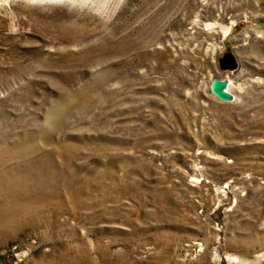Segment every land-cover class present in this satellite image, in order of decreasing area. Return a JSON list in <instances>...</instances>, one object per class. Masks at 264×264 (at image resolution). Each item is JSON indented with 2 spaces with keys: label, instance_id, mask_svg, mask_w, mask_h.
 <instances>
[{
  "label": "rangeland",
  "instance_id": "rangeland-1",
  "mask_svg": "<svg viewBox=\"0 0 264 264\" xmlns=\"http://www.w3.org/2000/svg\"><path fill=\"white\" fill-rule=\"evenodd\" d=\"M0 264H264V0L1 2Z\"/></svg>",
  "mask_w": 264,
  "mask_h": 264
},
{
  "label": "water",
  "instance_id": "water-1",
  "mask_svg": "<svg viewBox=\"0 0 264 264\" xmlns=\"http://www.w3.org/2000/svg\"><path fill=\"white\" fill-rule=\"evenodd\" d=\"M219 66L223 70H233L237 68L238 63L233 54L225 53L219 61ZM229 84L226 78H213L210 81L209 91L222 101H232L234 96L228 89Z\"/></svg>",
  "mask_w": 264,
  "mask_h": 264
},
{
  "label": "bare ground",
  "instance_id": "bare-ground-1",
  "mask_svg": "<svg viewBox=\"0 0 264 264\" xmlns=\"http://www.w3.org/2000/svg\"><path fill=\"white\" fill-rule=\"evenodd\" d=\"M8 1H10V0H0V3H1V2L4 3V2H8ZM228 88H229V86H228Z\"/></svg>",
  "mask_w": 264,
  "mask_h": 264
}]
</instances>
